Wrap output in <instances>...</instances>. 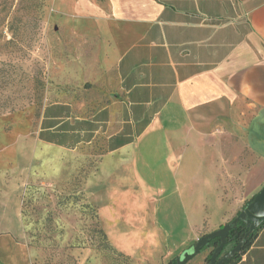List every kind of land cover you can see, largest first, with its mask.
Here are the masks:
<instances>
[{
	"label": "crops",
	"instance_id": "obj_1",
	"mask_svg": "<svg viewBox=\"0 0 264 264\" xmlns=\"http://www.w3.org/2000/svg\"><path fill=\"white\" fill-rule=\"evenodd\" d=\"M52 1L80 40L72 68L83 88L43 107L34 138L0 150V214L47 145L99 152L88 199L114 247L112 223L142 191L143 160L174 169L180 245L200 238L210 204L220 226L237 216L264 186V0ZM231 264H264V223Z\"/></svg>",
	"mask_w": 264,
	"mask_h": 264
},
{
	"label": "rangeland",
	"instance_id": "obj_2",
	"mask_svg": "<svg viewBox=\"0 0 264 264\" xmlns=\"http://www.w3.org/2000/svg\"><path fill=\"white\" fill-rule=\"evenodd\" d=\"M79 46L52 0H0V150L35 137L47 103L80 94L83 83L72 68ZM98 153L88 146L72 151L38 146L22 194L18 171L12 196L1 203L6 214H0V264H168L192 251L194 239L179 244L188 232L175 217L176 199L169 194L174 169L144 160L142 191L124 200L112 223L115 247L129 256L107 241L88 199L91 160ZM28 188L21 222L15 204ZM205 211L200 237L221 227L220 209L210 204ZM212 250L187 264H209Z\"/></svg>",
	"mask_w": 264,
	"mask_h": 264
},
{
	"label": "water",
	"instance_id": "obj_3",
	"mask_svg": "<svg viewBox=\"0 0 264 264\" xmlns=\"http://www.w3.org/2000/svg\"><path fill=\"white\" fill-rule=\"evenodd\" d=\"M245 220L248 225V232L245 234L244 241L248 239V236L260 228L264 223V186L258 191L252 200L247 203L244 208L238 213L233 220L222 225L219 229L214 230L201 236L193 246L192 251L185 252L181 257L176 259L177 264H187L194 256H196L201 250L209 243L210 240L219 238V245L213 250L210 257L209 264H228L229 259L236 253L242 252L244 241L238 243L227 255L218 260L219 255L223 251L227 244V238L230 234V230L234 227L238 221Z\"/></svg>",
	"mask_w": 264,
	"mask_h": 264
},
{
	"label": "trees",
	"instance_id": "obj_4",
	"mask_svg": "<svg viewBox=\"0 0 264 264\" xmlns=\"http://www.w3.org/2000/svg\"><path fill=\"white\" fill-rule=\"evenodd\" d=\"M30 190L31 188H28L25 192V194L23 195V200H22V209H21V213L22 214H25V205H26V201H27V197H29V193H30ZM252 200V199H251ZM250 200V201H251ZM249 201V202H250ZM248 202V203H249ZM93 207H95L96 211H97V214H98V210L96 208V206H94L92 204ZM98 218H99V215H98ZM264 222V221H263ZM249 228H248V225L246 223L245 220H240L237 222V224L231 228L230 230V234L227 238V244L226 246L224 247V249L227 247V246H230V249L228 251H231L232 248H234L238 243L244 241V238H245V234L248 232ZM259 230L256 229L255 231H253L249 236H248V239L246 241H244V245H243V249H242V252L240 253H236L235 255H233L230 259H229V262L228 264H231L232 262H234L235 260H237L241 254L250 246L251 244V241L253 239V237L255 236L256 232ZM102 232L104 234V236L106 237L107 241L111 244V242L109 241L105 231L103 230L102 228ZM220 243V239L219 238H216V239H212L209 241V243L202 249H206L208 247H213V250L219 245ZM112 245V244H111ZM113 246V245H112ZM114 247V246H113ZM201 250V251H202ZM213 250L210 252V254L208 255L207 257V260L210 261V257L213 253ZM118 251V250H117ZM224 251V250H223ZM120 252V251H119ZM122 253V252H121ZM168 264H176V259H173L171 260Z\"/></svg>",
	"mask_w": 264,
	"mask_h": 264
},
{
	"label": "flooded vegetation",
	"instance_id": "obj_5",
	"mask_svg": "<svg viewBox=\"0 0 264 264\" xmlns=\"http://www.w3.org/2000/svg\"><path fill=\"white\" fill-rule=\"evenodd\" d=\"M224 250V249H223ZM232 250V249H231ZM223 252V251H222ZM222 252H221V254L219 255V257H218V260L219 259H221L222 257H224L225 255H227L228 254V252H230V251H227V252H225L223 255H222ZM177 264V263H176Z\"/></svg>",
	"mask_w": 264,
	"mask_h": 264
}]
</instances>
